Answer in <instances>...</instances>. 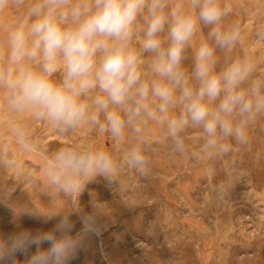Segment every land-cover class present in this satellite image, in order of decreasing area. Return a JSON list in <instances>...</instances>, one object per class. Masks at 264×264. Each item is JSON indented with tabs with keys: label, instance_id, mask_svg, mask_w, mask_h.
Segmentation results:
<instances>
[{
	"label": "clouds",
	"instance_id": "obj_1",
	"mask_svg": "<svg viewBox=\"0 0 264 264\" xmlns=\"http://www.w3.org/2000/svg\"><path fill=\"white\" fill-rule=\"evenodd\" d=\"M231 12L226 0H0V171L36 184L22 160L36 156L50 201L70 207H22L17 216L58 222L0 236V264H20L18 255L23 264H70L104 215L101 202L81 206L87 185L102 176L123 189L126 171L150 179L159 146L199 161L229 157L233 141L248 144L264 116V76L247 51L233 55L244 36ZM35 123L59 136L107 134L119 156L84 142L49 151ZM230 180L212 188L217 198ZM16 187L0 183V203L11 205ZM73 214L82 225L75 233Z\"/></svg>",
	"mask_w": 264,
	"mask_h": 264
},
{
	"label": "rangeland",
	"instance_id": "obj_2",
	"mask_svg": "<svg viewBox=\"0 0 264 264\" xmlns=\"http://www.w3.org/2000/svg\"><path fill=\"white\" fill-rule=\"evenodd\" d=\"M226 2L232 8L228 22L239 21L244 36L243 47L233 55L247 51L259 62L256 74L264 76V39L258 35L264 32V0ZM32 127L49 151L84 142L119 156V146L107 134L78 130L59 136L40 123ZM153 135L159 139L158 131ZM188 142L191 151L198 152L197 131L189 133ZM232 143L229 157L201 156L199 161L174 157L159 146L149 154L152 177L144 180L126 171L120 176L123 189L98 176L87 185L80 203L89 212L94 201L101 202L102 226L98 233L86 235L85 246L70 264H264V116L250 128L246 146ZM22 160L39 182L0 171V183L17 185L11 205L0 203V236L20 229L48 231L58 222L59 217L44 223L43 217L17 216L22 207L42 214L70 211L63 197L50 201L39 174L41 161L36 156ZM229 176L223 198H217L212 188ZM70 219L75 223L74 233L79 231V216L73 214ZM17 259L23 264V255Z\"/></svg>",
	"mask_w": 264,
	"mask_h": 264
},
{
	"label": "bare ground",
	"instance_id": "obj_3",
	"mask_svg": "<svg viewBox=\"0 0 264 264\" xmlns=\"http://www.w3.org/2000/svg\"><path fill=\"white\" fill-rule=\"evenodd\" d=\"M263 47V46H262ZM260 53V52H259ZM261 69V68H260ZM259 69V70H260ZM185 167V166H184ZM211 167V166H210ZM228 169V168H227ZM161 174V173H160ZM249 189V188H248ZM109 201V200H108ZM127 213V212H126ZM190 215V214H189ZM187 220V219H186ZM241 221V220H240ZM102 226V225H101ZM121 226V225H120ZM123 227V226H122ZM229 227V226H228ZM118 228V227H117ZM172 243V242H171ZM217 248V247H216ZM105 249V248H104ZM96 252V251H95ZM107 254V253H106ZM172 256V255H171ZM102 260V259H101Z\"/></svg>",
	"mask_w": 264,
	"mask_h": 264
}]
</instances>
